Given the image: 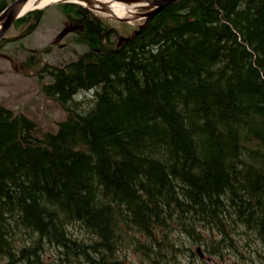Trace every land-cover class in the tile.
I'll list each match as a JSON object with an SVG mask.
<instances>
[{
  "label": "trees",
  "instance_id": "16d2710c",
  "mask_svg": "<svg viewBox=\"0 0 264 264\" xmlns=\"http://www.w3.org/2000/svg\"><path fill=\"white\" fill-rule=\"evenodd\" d=\"M57 5L87 49L34 68L53 128L0 103V264H264V0L172 1L118 45Z\"/></svg>",
  "mask_w": 264,
  "mask_h": 264
},
{
  "label": "rangeland",
  "instance_id": "374dc122",
  "mask_svg": "<svg viewBox=\"0 0 264 264\" xmlns=\"http://www.w3.org/2000/svg\"><path fill=\"white\" fill-rule=\"evenodd\" d=\"M53 1L46 3L43 18L35 29L21 35L19 29L12 26L4 36L6 38L21 37L9 41L4 40L0 44V103L10 107L13 111L29 115L42 126V129L53 128L54 120L60 119L65 113L53 99L43 93L39 76L35 74L34 68L44 61L59 63L69 58H75L77 54L87 49L75 43L71 38L72 35L65 38L67 41L70 38V42L61 40L60 45L52 42L60 30L70 25L59 10L58 3ZM87 9H92L91 12L96 16L109 18L105 19L106 22L115 26L118 34L121 35L129 33L134 25L142 20L139 18L141 16L127 18L128 14L125 15V18L132 19L131 21L115 20L108 12L93 8ZM39 56L41 60L37 59ZM48 80L49 78L44 76V81ZM197 246L194 245L193 248ZM181 260L182 263L187 264V260ZM235 260V257L226 254L225 263L222 264H239ZM134 264H140V262L135 261Z\"/></svg>",
  "mask_w": 264,
  "mask_h": 264
},
{
  "label": "bare ground",
  "instance_id": "6f19581e",
  "mask_svg": "<svg viewBox=\"0 0 264 264\" xmlns=\"http://www.w3.org/2000/svg\"><path fill=\"white\" fill-rule=\"evenodd\" d=\"M53 0H24L20 3V8L24 12L29 8L37 7L48 3ZM57 1V0H56ZM88 8L94 10L99 9L110 13L114 18L126 19L125 15L128 14L127 18L142 16L136 12V7L148 6L153 8L154 4L147 0H76ZM128 20V19H127ZM0 20V25H1ZM134 231V230H133ZM173 233V232H171Z\"/></svg>",
  "mask_w": 264,
  "mask_h": 264
},
{
  "label": "water",
  "instance_id": "95a60500",
  "mask_svg": "<svg viewBox=\"0 0 264 264\" xmlns=\"http://www.w3.org/2000/svg\"><path fill=\"white\" fill-rule=\"evenodd\" d=\"M22 1H24V0H13V1H11L4 8V10L0 13V20L2 21L1 25H0V38L3 36L5 31L8 29V27L13 23V21L22 14L23 11L20 8V3ZM59 1H73V2H77V1H74V0H57V2H59ZM147 1L149 3L152 2L154 4V7L153 8H149L148 6H141L140 7V8H147L146 11L142 12L143 14H145V17H149L155 11H157L162 6H164L166 3L172 2V1H176V0H147ZM77 3H79V2H77ZM74 27H77V26H68V27L64 28V30H62L59 33V36H62L63 34L67 33L68 31H70ZM124 38L125 37L120 36L119 37V41H121Z\"/></svg>",
  "mask_w": 264,
  "mask_h": 264
},
{
  "label": "flooded vegetation",
  "instance_id": "af4514ba",
  "mask_svg": "<svg viewBox=\"0 0 264 264\" xmlns=\"http://www.w3.org/2000/svg\"><path fill=\"white\" fill-rule=\"evenodd\" d=\"M117 37H118V34L117 33H115V32H113V31H111V32H109V30H106L105 32H102L101 34H100V41H103V40H110V41H113V40H116L117 39ZM109 38V39H108ZM81 43H79V44H81L82 46H86V44L85 43H83L82 41H80Z\"/></svg>",
  "mask_w": 264,
  "mask_h": 264
}]
</instances>
